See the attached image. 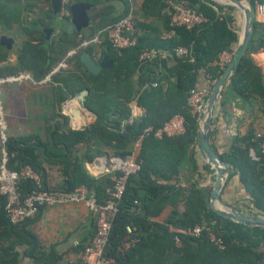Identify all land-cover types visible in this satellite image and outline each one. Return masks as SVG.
<instances>
[{"label":"trees","instance_id":"16d2710c","mask_svg":"<svg viewBox=\"0 0 264 264\" xmlns=\"http://www.w3.org/2000/svg\"><path fill=\"white\" fill-rule=\"evenodd\" d=\"M69 1L70 6L81 1L91 2L95 6L103 2ZM250 1L254 12L257 5L264 2ZM178 7L195 10L206 16L208 22L190 30L177 28L174 35L151 41L140 34L145 25L135 19L137 43L122 52L113 48L109 34L117 22L132 13L131 9L109 21L107 16L110 9L105 6L97 15H93L90 34L83 32L80 42H77L75 35L63 29L52 46L51 64L45 72L64 60L71 64L80 73L77 81L82 84L83 90H90L87 103L97 119L73 130L69 118L60 114L59 122L46 127L45 140L38 134L8 136L5 144L8 168L19 171L30 166L40 176L46 190L70 194L78 188H86L95 196L97 205L104 206L112 199L110 191L114 175L106 174L95 179L85 170L84 162H92L102 155L128 159L138 139L142 138V147L158 139L154 133L145 135V129L152 127L157 131L175 115H182L186 119V133L160 138L166 140L168 145H176L174 151L170 152L171 156L155 168L149 161L143 160L142 171L128 177L125 194L116 203L117 212L109 216L112 226L105 255L112 264H264V227L230 221L210 207L212 186H203L202 182L205 174L213 173V169L210 164L200 165L197 150L199 114L192 112L189 102L191 91L202 88L198 86L201 73L218 80L225 70L216 65L212 67L211 63L218 60L224 51L234 53L239 39L232 14L235 8L212 0H144L143 3L146 16L162 15L167 18L168 34L171 16ZM64 19L68 21L70 14L64 15ZM262 28L261 18L255 16L253 40L239 70L223 90L222 106L236 98L248 103L255 93L264 96L263 78L252 57L253 53L264 48L256 37ZM95 37L103 42L81 47L84 41ZM98 45L106 48L104 53H110L114 65L93 74L80 56L84 51L92 52ZM178 46L187 48L188 54L176 56L175 48ZM75 48H79L78 53L65 59ZM145 50H155L156 54L149 59L139 60ZM167 61L172 66H168ZM40 62L36 58L35 63ZM137 71L139 76L135 80ZM154 83L156 86H153ZM136 97L138 105L145 108V114L132 119L129 124V103ZM262 141L257 133L251 132L229 156H221L232 166L230 178L238 174L241 176L243 186L252 199V207L260 211L249 214L255 216H264ZM251 149L256 151L259 162L253 160ZM54 167L59 172L60 181L55 187H50L49 171ZM186 168L189 169L190 189L160 183L153 178L152 171L159 173L165 181L179 178ZM21 189L27 195L36 188L32 180H25L21 183ZM136 201L139 203L136 204ZM6 203L7 197L2 195L0 183V264H87L81 259V254L96 232V216L92 212L90 229L71 247L78 257L63 260L56 249H44L29 228L31 218L20 224L12 223L5 210ZM167 205L173 207L170 215L163 221L155 220ZM196 226L205 229L199 237L190 236L188 230ZM210 233L222 240L224 248L211 241ZM128 241L130 244L126 246Z\"/></svg>","mask_w":264,"mask_h":264},{"label":"crops","instance_id":"0c3cea01","mask_svg":"<svg viewBox=\"0 0 264 264\" xmlns=\"http://www.w3.org/2000/svg\"><path fill=\"white\" fill-rule=\"evenodd\" d=\"M212 1L224 5L215 0ZM240 1L246 2V0ZM143 3L144 0H132V2L103 0L102 4L100 3L98 6L91 3L92 9L89 14L92 20L93 15H97L99 10L109 6L107 18L111 21L123 16L127 9H131L130 15L135 16L134 19L145 25L140 34L147 36L151 41L169 37L166 32L167 18L162 15L146 16L143 11ZM234 8L232 14L235 17V29L240 35L243 28V15L238 8ZM255 16L259 17L256 12H254ZM261 22L264 26V18H261ZM69 23L70 19L67 21L61 16L60 7L58 11L53 7L52 0H0V77H22V80L18 82L13 81L1 86L0 99L8 136L38 134L45 140L47 136L46 127L51 123L59 122L58 115L60 114L69 118L70 127L73 130H78L96 121L97 115L87 103L90 90L85 89L89 93L85 96L82 95L85 90H83L82 84L77 81L80 73L74 70L71 64L64 60L53 66L49 72H45L51 64L52 46L57 35L63 29H66L69 34L75 35L77 42L82 41L83 32L90 34L91 22L89 27L81 32H69L67 30ZM3 37L12 40L6 42ZM111 37L112 31L109 34L110 40ZM256 37L258 42H262L264 45V28L258 32ZM102 42L103 40H100L97 44ZM105 50L106 48L103 49L98 45L94 47L92 52H84L90 53L97 61H101L104 56H107L113 62L110 53H104ZM78 51L79 48L71 50L65 59L76 55ZM151 52L156 54L155 50H151ZM164 54H162L163 57ZM252 57L260 70L264 83V48L253 53ZM36 58L41 61L40 64L35 63ZM167 63L168 66H172L171 62L167 61ZM61 64L63 66H60ZM211 66L214 67L215 62L211 63ZM138 76L139 72L137 71L134 79L137 80ZM198 86L210 87L206 73H201ZM83 103L88 106L91 112L84 108ZM129 106L131 109L129 124H131L132 119L142 117L145 114V108L138 105V97L130 102ZM28 128L35 132L31 131L28 134ZM127 129H129V125H127ZM41 131L45 136L40 133ZM251 132L257 133L260 138L264 139V96L255 93L248 103L236 98L234 101L228 102L226 106H222L220 100L214 113L211 132L212 146L220 156H229L237 148L239 142H243L244 138ZM165 141L158 138L146 147H142V138H140L133 144L132 154L129 158L142 160V162L143 160L149 161L151 166L155 168L164 159L170 157V152L175 149V144L168 145ZM192 150L193 147H191ZM197 150L201 167L208 164L201 156L199 148ZM4 156L0 131V170ZM104 157L107 155L98 156L92 162H84L85 170L95 179L104 176L99 173L101 165L99 160ZM49 172L51 176L50 187H55L60 181L59 172L56 167ZM152 173L153 178L160 183H169L181 189H190L188 168L181 173L179 178L168 181L162 180L159 173L155 174L154 171ZM230 177L222 195L223 201L247 215L260 213L258 208L252 207V199L243 186L241 176L238 174ZM214 179L213 170V173L205 174L202 185L212 186ZM172 209L171 205H167L155 220H165ZM92 221L91 212L83 203L48 206L41 208L40 212L31 218L29 228L45 250L56 249L61 253L62 259L67 260L78 257L71 251V247L87 234ZM129 244L130 241L125 245L129 246Z\"/></svg>","mask_w":264,"mask_h":264},{"label":"built area","instance_id":"2783aa9c","mask_svg":"<svg viewBox=\"0 0 264 264\" xmlns=\"http://www.w3.org/2000/svg\"><path fill=\"white\" fill-rule=\"evenodd\" d=\"M70 1L61 0L60 14L67 15L70 13ZM256 13L259 17L264 18V2L256 7ZM208 22L206 16L195 10L184 9L178 7L171 16V30L168 36L175 34L177 28L193 29L204 23ZM111 43L115 50L122 52L136 45L137 38L136 21L132 15H129L119 22H117L112 28ZM100 42L99 37H95L90 41H85L82 47H87L91 44ZM176 56H184L188 54V49L182 46L175 48ZM151 51L145 50L139 60H146L153 56ZM234 53L224 51L220 54L218 60L215 61V65L221 70H225L233 61ZM60 66H63L61 64ZM208 83L210 87H202L193 89L189 96V102L192 108V112L200 114L204 108L206 101L211 93V86H214L217 82L216 79L207 75ZM22 80L19 76H7L0 77V94L1 86L9 82H18ZM154 86L156 84L154 83ZM7 125L4 118V110L0 99V131L3 143V153H5L3 164L0 170V183L1 193L7 197V203L5 210L10 220L14 224H20L29 218L36 216L41 208L63 206L70 204L83 203L87 208L96 216V232L91 239L90 243L85 247L81 254V259L87 264H112L111 260L105 255V247L109 240V234L112 226L111 216L117 212L116 203L121 200L125 194L127 188L128 177L138 174L143 169V162L135 160L133 158L122 159L120 157H104L100 159L99 173L106 175H114V184L110 191L112 197L106 205L100 206L96 203L95 196L89 192L86 188H78L73 193L66 194L56 191L46 190L42 179L38 174L33 171L30 166H25L21 170H11L8 168V153L5 149V144L8 138L6 133ZM186 119L182 115H175L165 125L155 131L152 127L145 129V135L154 133L157 138L163 137H176L182 136L186 133ZM259 139H262L259 137ZM262 153L264 155V139L260 142ZM251 156L253 160L259 162V157L254 149H251ZM25 180H32L35 186V190L32 193L24 195L21 189V183ZM136 204L139 202L136 201ZM204 227L196 226L188 230V234L193 237L201 236ZM210 239L212 242L224 248L221 239L217 238L214 234L210 233ZM243 264V263H241ZM252 264V263H249Z\"/></svg>","mask_w":264,"mask_h":264},{"label":"water","instance_id":"95a60500","mask_svg":"<svg viewBox=\"0 0 264 264\" xmlns=\"http://www.w3.org/2000/svg\"><path fill=\"white\" fill-rule=\"evenodd\" d=\"M224 5H230L238 8L243 15V28L240 32L239 39L234 50V58L230 65L225 69L223 74L217 80L211 90V93L206 101L204 110L199 114L198 119V134L197 143L201 156L211 165L215 173V179L212 182V192L210 196V207L218 214L230 221L249 225L264 227V216L247 215L240 212L235 207L225 203L222 195L226 183L231 175L232 166L227 161L223 160L220 154L215 150L211 143L212 124L214 113L217 105L221 100L223 90L229 85L232 77L237 73L242 63L243 58L247 55L249 47L254 37V10L250 0L243 3L240 0H215ZM53 7L58 11L61 5V0H52ZM92 9L90 2L81 1L71 4L70 6V23L67 30L81 32L87 29L91 22L89 12ZM3 40L9 42L10 38L3 37ZM81 61L86 65L87 69L93 74H99L103 69L113 66V62L107 56L101 61L94 59L90 53L83 52L80 56ZM89 93L88 90L82 92L85 96ZM84 108L88 106L83 103ZM91 112V111H90Z\"/></svg>","mask_w":264,"mask_h":264},{"label":"rangeland","instance_id":"374dc122","mask_svg":"<svg viewBox=\"0 0 264 264\" xmlns=\"http://www.w3.org/2000/svg\"><path fill=\"white\" fill-rule=\"evenodd\" d=\"M112 35H113V33H112ZM24 128V127H23ZM35 132V131H33V130H31V128H28V134H29V132ZM6 133L8 134V130H6ZM40 133H42L43 134V131H41ZM43 136H45L44 134H43Z\"/></svg>","mask_w":264,"mask_h":264},{"label":"flooded vegetation","instance_id":"af4514ba","mask_svg":"<svg viewBox=\"0 0 264 264\" xmlns=\"http://www.w3.org/2000/svg\"><path fill=\"white\" fill-rule=\"evenodd\" d=\"M62 17H64V15H61Z\"/></svg>","mask_w":264,"mask_h":264}]
</instances>
